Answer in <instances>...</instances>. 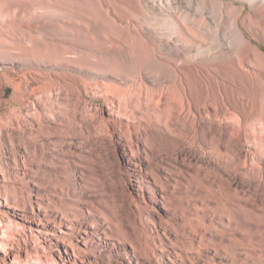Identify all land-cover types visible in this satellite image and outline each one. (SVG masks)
<instances>
[{"label": "rangeland", "instance_id": "rangeland-1", "mask_svg": "<svg viewBox=\"0 0 264 264\" xmlns=\"http://www.w3.org/2000/svg\"><path fill=\"white\" fill-rule=\"evenodd\" d=\"M8 75L0 264H264V69L236 77L248 104L224 131L199 135L130 82Z\"/></svg>", "mask_w": 264, "mask_h": 264}, {"label": "bare ground", "instance_id": "bare-ground-1", "mask_svg": "<svg viewBox=\"0 0 264 264\" xmlns=\"http://www.w3.org/2000/svg\"><path fill=\"white\" fill-rule=\"evenodd\" d=\"M258 40L264 0H0V68L17 86L68 75L130 82L196 135L223 132L225 116L248 104L233 85L263 76ZM234 129L243 144V125Z\"/></svg>", "mask_w": 264, "mask_h": 264}]
</instances>
